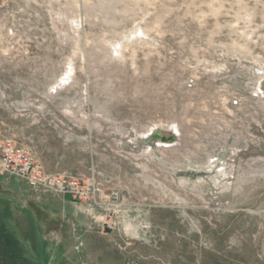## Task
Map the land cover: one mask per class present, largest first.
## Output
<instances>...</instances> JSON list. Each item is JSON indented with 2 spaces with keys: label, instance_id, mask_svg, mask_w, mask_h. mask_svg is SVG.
<instances>
[{
  "label": "rangeland",
  "instance_id": "rangeland-1",
  "mask_svg": "<svg viewBox=\"0 0 264 264\" xmlns=\"http://www.w3.org/2000/svg\"><path fill=\"white\" fill-rule=\"evenodd\" d=\"M6 140L94 188L65 264H264V0H0Z\"/></svg>",
  "mask_w": 264,
  "mask_h": 264
},
{
  "label": "crops",
  "instance_id": "crops-1",
  "mask_svg": "<svg viewBox=\"0 0 264 264\" xmlns=\"http://www.w3.org/2000/svg\"><path fill=\"white\" fill-rule=\"evenodd\" d=\"M11 190H0V218L2 236L12 253L26 264H65L64 257L72 246L63 242L64 234L78 222L77 203L63 197L53 206L48 205L53 193L35 189L41 197H33L21 189Z\"/></svg>",
  "mask_w": 264,
  "mask_h": 264
},
{
  "label": "built area",
  "instance_id": "built-area-1",
  "mask_svg": "<svg viewBox=\"0 0 264 264\" xmlns=\"http://www.w3.org/2000/svg\"><path fill=\"white\" fill-rule=\"evenodd\" d=\"M1 149L0 170L25 180L33 188H43L74 200H81L90 190H94L91 189V183L81 179L69 175L47 174L29 151L12 140L3 142Z\"/></svg>",
  "mask_w": 264,
  "mask_h": 264
},
{
  "label": "trees",
  "instance_id": "trees-1",
  "mask_svg": "<svg viewBox=\"0 0 264 264\" xmlns=\"http://www.w3.org/2000/svg\"><path fill=\"white\" fill-rule=\"evenodd\" d=\"M3 222L0 218V264H26L25 261L12 253L3 233Z\"/></svg>",
  "mask_w": 264,
  "mask_h": 264
},
{
  "label": "water",
  "instance_id": "water-1",
  "mask_svg": "<svg viewBox=\"0 0 264 264\" xmlns=\"http://www.w3.org/2000/svg\"><path fill=\"white\" fill-rule=\"evenodd\" d=\"M163 136L169 138L170 135L168 133H163Z\"/></svg>",
  "mask_w": 264,
  "mask_h": 264
},
{
  "label": "bare ground",
  "instance_id": "bare-ground-1",
  "mask_svg": "<svg viewBox=\"0 0 264 264\" xmlns=\"http://www.w3.org/2000/svg\"><path fill=\"white\" fill-rule=\"evenodd\" d=\"M13 176V175H12ZM23 180V179H22ZM25 181V180H24ZM26 182V181H25ZM27 183V182H26ZM28 184V183H27ZM29 185V184H28ZM30 186V185H29ZM31 187V186H30ZM33 188V187H32ZM34 189H43V188H34ZM43 190H45V189H43ZM61 195V194H60ZM64 196V195H63ZM65 197H67V196H65Z\"/></svg>",
  "mask_w": 264,
  "mask_h": 264
}]
</instances>
